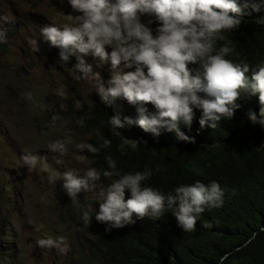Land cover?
I'll return each instance as SVG.
<instances>
[{"label":"clouds","instance_id":"1","mask_svg":"<svg viewBox=\"0 0 264 264\" xmlns=\"http://www.w3.org/2000/svg\"><path fill=\"white\" fill-rule=\"evenodd\" d=\"M70 4L79 15L66 14L65 22L59 25L39 20L32 28L40 42L44 45L47 41L54 52L52 60L56 57L64 66H74L82 79L97 86L98 93L93 90L88 102L79 109L101 110L106 125L133 149L139 144L133 138L158 140L164 128L175 131L178 140L194 142L179 127L183 123L191 128L194 109L201 110L200 127L214 129L222 118H232L236 109L243 110L253 102L259 117L252 110L248 116L264 127V61L249 77L251 66L247 62L227 58L233 51L228 44L217 47V41L225 39V32L237 30L246 16L259 13L264 0H70ZM5 14L0 23L15 24L16 34L19 33L17 19L11 13ZM257 22L264 23V16L258 15ZM150 24L155 26L154 31ZM2 28L0 42H5ZM38 50L35 41L33 51ZM108 61L111 68L104 69L101 63ZM100 73H104L103 79ZM56 119L52 117L53 123ZM77 123L82 126L83 122ZM87 133L90 143L76 147L81 152L96 154L100 147L93 145L95 133ZM71 142V138L56 140L48 149L62 156ZM110 144L111 140L104 138L101 147ZM21 159L29 170L39 163L43 171L49 172L47 163H41L46 157L25 153ZM54 159L61 163L56 156ZM107 163L110 170L103 171V176L118 179L106 178L108 183L102 185L96 203L99 211L96 212L97 205L91 211L106 226L105 231L116 230L107 235L119 250L112 252L113 264L124 261L126 247L136 250L131 236L145 220L159 224L162 215L171 210L178 226L191 232L206 207L223 205V190L217 181L205 185L196 180L166 191L142 184L151 177L150 169L121 175L111 157ZM104 177L95 168H89L84 176L71 170L62 176L49 173L48 180L52 183L62 178L59 189H65L71 205L80 209L78 193L83 190L88 194L94 183ZM126 189L131 195L125 196ZM91 218L88 210L82 211L85 226H90ZM8 226L2 227L5 234L11 231ZM37 244L61 253L68 250L64 236L42 238ZM9 250L0 254V264Z\"/></svg>","mask_w":264,"mask_h":264},{"label":"trees","instance_id":"2","mask_svg":"<svg viewBox=\"0 0 264 264\" xmlns=\"http://www.w3.org/2000/svg\"><path fill=\"white\" fill-rule=\"evenodd\" d=\"M59 10L80 14L71 7L70 0H63ZM258 15L264 16V8L246 16L237 30L225 32V39L217 41V47L228 44L233 49L227 58L251 66L249 77L264 61V23L257 22ZM2 16L6 14L0 13ZM149 27L155 30L154 25ZM2 29L6 37L16 35L15 24L6 23ZM5 45L6 41L0 42V54ZM44 45L48 55L53 56L47 41ZM68 105L69 108L62 110L66 118L74 121L78 130L95 133L94 144H91L100 147V151L82 153L91 159L92 168L100 172L101 177H104L103 171L110 170L107 158L111 157L121 175L150 169L151 177L142 184L155 189L167 191L196 180L208 185L214 180L223 190V205L206 207L198 217L195 231H183L171 210L162 215L159 224L145 220L131 236L136 250L126 247V257L118 264H221V261L222 264H264V127L253 123L248 116L252 110L259 117L253 102H249L246 109H236L232 118H222L214 129L201 128V110L194 109L191 128L183 123L179 125L194 142L178 140L175 131L164 128L158 140L133 138L139 141L135 149L106 125L101 110L84 107L76 110L79 107L70 100ZM78 121L83 122L82 126ZM110 131L112 136H109ZM104 138L111 140L107 148L101 147ZM106 178L118 179L117 176ZM58 191L63 201H71L65 189ZM84 193L83 190L78 193L80 209L72 207L71 211L77 228L83 232L84 243L78 246V264H113L112 252L119 250L107 235L116 230L105 231L106 226L95 219V213L82 207ZM127 195L131 194L126 189ZM55 197L58 200L56 192ZM83 210L92 215L90 226H85L81 219ZM8 222L5 217L0 221V254L8 249L3 240L6 229L2 228Z\"/></svg>","mask_w":264,"mask_h":264},{"label":"rangeland","instance_id":"3","mask_svg":"<svg viewBox=\"0 0 264 264\" xmlns=\"http://www.w3.org/2000/svg\"><path fill=\"white\" fill-rule=\"evenodd\" d=\"M62 1L0 0V13L14 15L19 30L5 39L0 54V221L7 218L11 230L4 235L10 250L2 264H78V246L84 243L83 232L73 220L71 201H63L58 191L62 178L49 183L48 176H62L67 170L84 176L92 168L91 160L76 147L86 143L89 134L78 130L62 110L69 108L68 100L75 101L77 107L84 105L97 86L82 79L74 66H64L56 57L52 60L32 28L39 20L63 24L67 13L59 10ZM5 24L0 23V28ZM101 65L111 68L110 61ZM100 76L103 79L104 73ZM53 116L57 118L54 123ZM67 138L72 142L66 145L64 155L48 149L50 143ZM25 153L46 157L41 163H47L49 172L39 163L29 170L21 159ZM54 156L61 163L57 164ZM107 183L106 177L95 182L93 189L84 193L82 207L95 209L102 185ZM60 236L66 237V252L37 244L39 239Z\"/></svg>","mask_w":264,"mask_h":264}]
</instances>
